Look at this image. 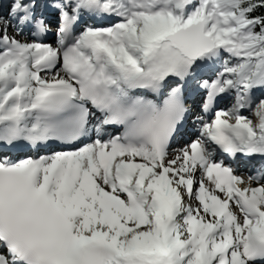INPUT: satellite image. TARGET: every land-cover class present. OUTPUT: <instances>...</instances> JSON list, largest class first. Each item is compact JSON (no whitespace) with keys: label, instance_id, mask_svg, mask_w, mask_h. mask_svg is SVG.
I'll use <instances>...</instances> for the list:
<instances>
[{"label":"snow or ice","instance_id":"snow-or-ice-1","mask_svg":"<svg viewBox=\"0 0 264 264\" xmlns=\"http://www.w3.org/2000/svg\"><path fill=\"white\" fill-rule=\"evenodd\" d=\"M22 143L67 150L0 155V264H264V0H0V152Z\"/></svg>","mask_w":264,"mask_h":264},{"label":"rangeland","instance_id":"rangeland-1","mask_svg":"<svg viewBox=\"0 0 264 264\" xmlns=\"http://www.w3.org/2000/svg\"><path fill=\"white\" fill-rule=\"evenodd\" d=\"M254 121H255V117L253 116V117H251ZM183 146H185V145H182L181 147H183ZM180 148V147H179ZM178 149V147L177 148H175L174 150H172V152H173V154L175 153V150H177Z\"/></svg>","mask_w":264,"mask_h":264},{"label":"bare ground","instance_id":"bare-ground-1","mask_svg":"<svg viewBox=\"0 0 264 264\" xmlns=\"http://www.w3.org/2000/svg\"><path fill=\"white\" fill-rule=\"evenodd\" d=\"M57 28V27H56ZM57 30V29H56ZM56 30H54V31H56ZM179 149V148H178ZM254 171V169H251L250 170V173L252 174V172ZM197 175H199V174H197ZM222 195V194H221Z\"/></svg>","mask_w":264,"mask_h":264}]
</instances>
